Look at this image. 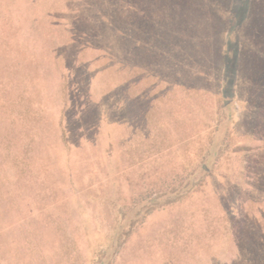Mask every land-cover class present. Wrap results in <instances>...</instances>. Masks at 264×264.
<instances>
[{
	"label": "rangeland",
	"instance_id": "1",
	"mask_svg": "<svg viewBox=\"0 0 264 264\" xmlns=\"http://www.w3.org/2000/svg\"><path fill=\"white\" fill-rule=\"evenodd\" d=\"M239 252L264 264V0H0V264Z\"/></svg>",
	"mask_w": 264,
	"mask_h": 264
},
{
	"label": "trees",
	"instance_id": "2",
	"mask_svg": "<svg viewBox=\"0 0 264 264\" xmlns=\"http://www.w3.org/2000/svg\"><path fill=\"white\" fill-rule=\"evenodd\" d=\"M71 38H72V36H71ZM71 38H70V41H69V43L67 44V46L68 47H70L71 45H72V41H71ZM79 61H80V63H81V58L79 57V59H78ZM134 83V82H133ZM132 84V82H129V83H127V90H128V88H129V86ZM134 84H136V83H134ZM232 229V231H231V235H230V237H231V239H234V240H237V238H236V235L233 233V227H231ZM263 245V244H262ZM242 250V249H241ZM243 251V250H242ZM241 252V251H240ZM240 252L238 253V255L236 256V257H229L228 258V260L226 261V262H223V261H221L220 259H216V258H212V262H213V264H239L238 262L240 261V260H242V259H239L238 257H241V255H240ZM245 252H243V259L247 262V263H249L248 261H247V258H245L244 257V254ZM242 258V257H241ZM263 262H264V257H263ZM155 261V260H154ZM253 261V260H252Z\"/></svg>",
	"mask_w": 264,
	"mask_h": 264
},
{
	"label": "crops",
	"instance_id": "3",
	"mask_svg": "<svg viewBox=\"0 0 264 264\" xmlns=\"http://www.w3.org/2000/svg\"><path fill=\"white\" fill-rule=\"evenodd\" d=\"M65 100H66V98H63V99H61L60 102H61V103H64ZM65 104H66V103H65ZM160 211H161V210H160ZM160 211H159V212H160Z\"/></svg>",
	"mask_w": 264,
	"mask_h": 264
}]
</instances>
